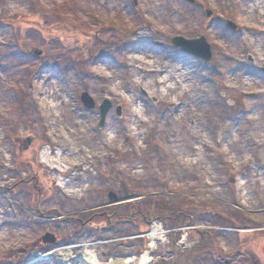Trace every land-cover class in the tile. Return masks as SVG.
Returning a JSON list of instances; mask_svg holds the SVG:
<instances>
[{
	"label": "rangeland",
	"instance_id": "1",
	"mask_svg": "<svg viewBox=\"0 0 264 264\" xmlns=\"http://www.w3.org/2000/svg\"><path fill=\"white\" fill-rule=\"evenodd\" d=\"M260 3L264 0H0V258L13 252L8 264L26 255L22 264H78L87 250L106 264L148 251L147 264H167L177 250L193 251L196 232L187 225L178 234L169 228V235L152 242L147 233L153 228L167 231L162 219L150 213L146 224L142 215L132 213L133 219L124 221L120 214L128 205L151 212L161 199L190 205L189 225L212 230L224 253L188 256L182 264H246L233 251L240 236L254 233H262L255 243L263 256L248 252L246 258L248 264H263ZM176 35H203L211 59L174 46ZM130 55L154 60L159 68L182 56L197 64L198 77L191 80L199 89L186 91L168 81L162 99L156 86L136 82L140 75L128 67ZM103 64L116 66V87L105 77L114 68L101 72ZM49 82L63 87L57 101L67 110L61 120L67 125V117L75 116L65 142L77 143V149L66 147L60 134L53 136L39 119L42 87L46 90ZM82 92L92 97V108L81 101ZM104 97L111 108L98 128ZM130 100L153 122L133 123ZM229 132L236 137L231 151L225 144ZM48 137L69 154L62 170L50 162ZM21 178L30 182H17ZM112 212L115 219L110 217L113 222L106 227ZM45 231L57 239L42 243ZM45 245L46 254L40 253ZM63 246H69L68 254L60 257L57 249Z\"/></svg>",
	"mask_w": 264,
	"mask_h": 264
},
{
	"label": "bare ground",
	"instance_id": "2",
	"mask_svg": "<svg viewBox=\"0 0 264 264\" xmlns=\"http://www.w3.org/2000/svg\"><path fill=\"white\" fill-rule=\"evenodd\" d=\"M258 2H261V0H258ZM263 7H264V4L260 3V8H263ZM134 59H138V61ZM170 61L171 62H169V64L171 65L169 67H165L164 65L162 66V68H159L158 64L154 60L147 62L144 59H139L136 55H130L127 60V65L128 67L130 66L131 69L136 72V74L140 75L138 78H136L137 83H139L140 85L142 84V86L144 87H147L146 85H148L149 83L152 86H156L155 93L162 99L167 97L168 81H173L174 83H172V85L174 87L175 85L180 84V86L184 88V90L186 91H190L193 88L199 89L198 85L193 83L191 80L192 78L195 79L198 77V72L196 71L197 64L186 61L184 58H182V56H173ZM99 62L104 63L102 62V60H99ZM103 65H105V67L101 70V72L102 71L104 72V70H106L107 68L108 69L114 68L111 71L112 73L105 75L108 81L114 82L115 79L117 78L116 66L114 65L107 66V64H103ZM144 74H148V76L150 77V80H147ZM188 80H190L189 83H187ZM117 84L119 83L115 81L114 84L112 85L116 87ZM53 85H55L54 82H49L46 87V90L45 88L42 87L43 91L41 93V99L39 101L40 109H39L38 116L43 126H46L48 129H50L53 132L52 134L53 136H55V134L56 135L60 134L61 136L60 138L65 142L67 138L64 132L67 127L70 128L68 126L70 123L73 124V120H75V116L74 114H71L69 117H67V120H68L67 125L65 124L64 120H61V118L64 117L63 116L64 112L67 110L65 104H62V100L59 102L57 101L59 98L58 95L59 93H61L63 87L58 86V85L56 87H53ZM148 92L150 94L154 93L151 90ZM258 98L264 99V91H262V93L258 95ZM130 101L132 105H135V103L132 100ZM254 108L256 109L257 107L254 106ZM40 111H42V113H40ZM131 114H132L133 123H140L141 121H143V119L146 122H151V123L153 122L151 121L149 117L143 118V116L145 115V110L140 108L137 105H135L131 109ZM242 115L246 116L247 111L243 112ZM247 118L251 120V117H247ZM227 122H230V121H227ZM228 125L231 126V123H229ZM232 126L234 125L232 124ZM72 127H75L74 124ZM254 127H252L251 131L254 130ZM132 130L135 131L136 128H132ZM73 131L74 133L76 132L75 130ZM79 134H82V132ZM67 136L69 137V135ZM113 138L114 136L112 135V136H108L107 139L111 141L113 140ZM227 138L228 139L226 140L225 144L227 148L231 151L235 147L236 137L232 136V133L229 132ZM48 141L51 146L50 147L51 150L48 151V154H51L54 157L50 159L51 160L50 162L53 164L55 168H57L58 170H62L60 167H65V165L63 164V162H66L65 155H67L66 157H68L69 154H65L64 148H61L58 144H56L57 142H55V140H51L50 137H48ZM65 145L69 149H72L73 147L75 149L78 148L77 147L78 145L75 142L72 143V142L66 141ZM227 148L223 147V152H225ZM260 153L263 154V150L260 149ZM155 234H156V230H153L152 232L149 233L150 237H154ZM68 250H69V246H63L57 249V251L60 254V257L62 255L64 256L68 254ZM136 259H138V261L134 262V264H147L148 263V257L146 253H143L139 255V257H135V256L126 257L124 259L110 261L109 263H106V264H128ZM80 260H81V263H78V264H103L101 262H98V260H96L95 257L87 250L84 251Z\"/></svg>",
	"mask_w": 264,
	"mask_h": 264
},
{
	"label": "trees",
	"instance_id": "3",
	"mask_svg": "<svg viewBox=\"0 0 264 264\" xmlns=\"http://www.w3.org/2000/svg\"><path fill=\"white\" fill-rule=\"evenodd\" d=\"M190 207V205L188 204H182V205H168L165 201L163 200H158L155 203V207H152V211L148 212V210L145 207H140L138 205L134 206V205H128L126 208L123 209V212L120 213L121 214V220H128V219H133L132 217V213L135 214V216L140 217V215H142L141 218H145L147 220H143L146 221V224H148L150 222V220H148L150 213H152V217L153 218H160L164 221V224L167 228H177V227H181L183 225H189L190 220H189V214L187 213V209ZM132 210V211H131ZM115 213L112 212V215L109 216L105 222V226L108 227L109 225H111L110 222H113L112 220H110L111 218L115 219ZM111 217V218H110ZM140 218V220H141ZM115 223V222H114ZM193 231L196 232V235L198 237V244L195 246V248L193 249V251L188 254L187 252L183 251L180 252L179 250L176 251L174 258L168 262L167 264H182V262L189 256L191 259L196 258V254L198 255V257L201 258H205V257H212V258H216L217 256L223 255L224 253L222 252V250L220 248L217 247V245L215 244V240L214 237L211 233L212 230H207V229H193ZM172 234H178L179 231H172ZM260 234L262 233H254V236L252 237H247V238H243L242 236H240L239 240H238V246L236 247V249L233 251L234 255L236 257H239L240 259L244 260L246 264L249 263V259L246 258V254L248 252L253 253L257 256H263L262 252L258 249V247L256 246L255 243V238L257 236H260ZM251 238V239H249ZM254 239V240H253ZM174 242V239H173ZM175 245V244H174ZM48 248V246H42L40 248V251H46ZM14 254L13 252H10L9 254H6L5 256H2L0 258V264H8L11 260V258L13 259ZM28 256H24L23 260L18 261V263L16 264H22L27 260ZM162 264V263H160ZM264 264V263H263Z\"/></svg>",
	"mask_w": 264,
	"mask_h": 264
},
{
	"label": "water",
	"instance_id": "4",
	"mask_svg": "<svg viewBox=\"0 0 264 264\" xmlns=\"http://www.w3.org/2000/svg\"><path fill=\"white\" fill-rule=\"evenodd\" d=\"M208 14L210 12L208 11ZM228 24L230 25L231 28L235 27V24L232 22L228 21ZM171 43L176 46L180 47L182 50L194 54L196 56L201 57L204 60H210L211 58V50H210V45L207 43L205 40L204 36H200L198 38H185L183 36H173L171 38ZM40 51H36V53H39ZM250 61H252V57H248ZM264 70V68H263ZM81 101L87 108H91L94 106L93 99L87 92H82L81 93ZM111 107V101L109 98L104 97L101 101V103L98 105L99 108V122H98V127L101 128L104 125L105 122V117L107 112L109 111ZM117 113L120 114L119 112V107L117 108ZM30 139L28 138L26 141V145L29 144ZM55 236L50 233L46 232L41 236V241L43 243H53L55 241Z\"/></svg>",
	"mask_w": 264,
	"mask_h": 264
},
{
	"label": "flooded vegetation",
	"instance_id": "5",
	"mask_svg": "<svg viewBox=\"0 0 264 264\" xmlns=\"http://www.w3.org/2000/svg\"><path fill=\"white\" fill-rule=\"evenodd\" d=\"M22 148H25L24 146L22 147ZM18 182H30L28 179H23V178H21V179H19L18 180ZM33 187L35 188V187H38V186H36V184L35 185H33ZM41 190L39 189V187H38V192H40Z\"/></svg>",
	"mask_w": 264,
	"mask_h": 264
}]
</instances>
